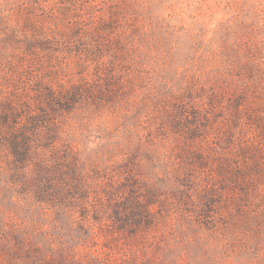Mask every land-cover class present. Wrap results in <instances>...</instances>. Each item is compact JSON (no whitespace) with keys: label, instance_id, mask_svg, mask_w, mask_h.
Segmentation results:
<instances>
[{"label":"rangeland","instance_id":"rangeland-1","mask_svg":"<svg viewBox=\"0 0 264 264\" xmlns=\"http://www.w3.org/2000/svg\"><path fill=\"white\" fill-rule=\"evenodd\" d=\"M0 264H264V0H0Z\"/></svg>","mask_w":264,"mask_h":264}]
</instances>
